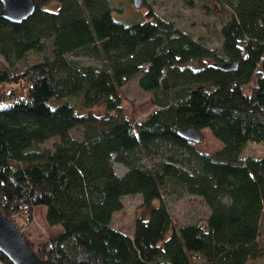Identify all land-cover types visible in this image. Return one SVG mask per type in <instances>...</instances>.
I'll return each instance as SVG.
<instances>
[{
  "label": "trees",
  "instance_id": "obj_1",
  "mask_svg": "<svg viewBox=\"0 0 264 264\" xmlns=\"http://www.w3.org/2000/svg\"><path fill=\"white\" fill-rule=\"evenodd\" d=\"M208 1L226 59L151 7L128 23L110 0H34L21 22L0 16V210L47 264H245L264 254V153L242 154L264 142V0ZM233 58L235 69L216 66ZM135 75L156 104L140 120L122 112L119 90ZM189 125L209 128L221 148L198 150L177 133ZM143 155L161 160L146 167ZM130 193L159 202L127 234L110 221ZM186 193L210 211L175 227L164 198ZM36 205L60 229L34 245L24 228ZM0 264L15 263L0 249Z\"/></svg>",
  "mask_w": 264,
  "mask_h": 264
},
{
  "label": "rangeland",
  "instance_id": "obj_2",
  "mask_svg": "<svg viewBox=\"0 0 264 264\" xmlns=\"http://www.w3.org/2000/svg\"><path fill=\"white\" fill-rule=\"evenodd\" d=\"M112 8V16L123 22H131L137 19L147 18L149 8L151 7L157 14L172 20L175 25L181 29L188 31L192 36L200 38L209 47H214L223 55L221 51V33H220V13H215L218 7L208 0H192L191 4H187L185 0H139V5L134 4V0H110ZM57 3L51 1L46 3L44 7H55ZM227 17V16H225ZM45 52L40 54L29 53L19 63L21 66L30 58L41 57ZM226 59L227 57L223 55ZM87 60V57H81ZM207 61L213 62L212 59ZM4 62L0 55V64ZM20 88L19 85H14ZM122 112L133 120H140L152 111L156 104L153 100V93L142 89L138 84V75L132 76L120 88ZM104 109L102 104H97L91 108L94 112H101ZM72 135L82 138L80 128L71 129ZM200 140L193 142V145L200 151L213 153L220 149L222 142L216 138L209 128L200 130ZM57 137H51L43 142V146L52 148L53 143L57 141ZM264 153V142H248L242 150L243 155L259 156ZM161 160V156H142L141 164L146 167H153ZM115 172L122 175L126 171V167L117 161L113 162ZM123 205L120 209L114 211L110 224L127 234L133 232L134 219L138 215L147 216L151 207L156 206L159 202L154 199L149 207L141 204V193L125 194L121 198ZM169 210L173 218L175 227L186 223L201 220L210 211L208 205L199 195L186 193L180 197H165ZM45 205H36L34 208L33 219L24 228L29 240L34 244L47 239L49 236L57 232L59 226H49L44 219ZM169 234V231L167 232ZM260 244L264 247V208L262 211L260 230L258 236ZM245 264H264V254L248 259Z\"/></svg>",
  "mask_w": 264,
  "mask_h": 264
},
{
  "label": "water",
  "instance_id": "obj_3",
  "mask_svg": "<svg viewBox=\"0 0 264 264\" xmlns=\"http://www.w3.org/2000/svg\"><path fill=\"white\" fill-rule=\"evenodd\" d=\"M0 16L10 22H21L32 14L35 8L34 0H0ZM136 6L139 0H134ZM216 66L223 70L235 69V58L225 62H217ZM177 133L191 142L200 140L199 131L193 126H185L177 129ZM0 249L15 264H47L31 246L30 242L22 234L19 228L5 216L0 210Z\"/></svg>",
  "mask_w": 264,
  "mask_h": 264
}]
</instances>
